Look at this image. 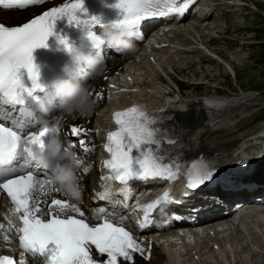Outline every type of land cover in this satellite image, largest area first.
<instances>
[{
	"label": "snow or ice",
	"instance_id": "obj_1",
	"mask_svg": "<svg viewBox=\"0 0 264 264\" xmlns=\"http://www.w3.org/2000/svg\"><path fill=\"white\" fill-rule=\"evenodd\" d=\"M193 2L183 0L178 5V0H118L113 6L122 10V18L104 25L100 17L82 19L77 16L78 11L84 10L83 0H69L23 26L9 27L0 23V118L4 116L2 105L25 106L27 97H34L37 90H42V85L38 83L39 68L33 62L32 53L36 48L47 47L46 41L53 34L56 19L66 16L70 24L85 26L87 36L95 40L99 36L94 30L97 25L102 29L113 25L138 30L141 22L151 17H168L172 14L182 16ZM42 3L44 0H0V5L9 8ZM58 41L70 50L67 38L58 37ZM100 49H97V55ZM21 69H26L27 78L31 81L30 87L22 80ZM20 111L30 115L26 108L22 107ZM113 118L118 127L107 134L104 147L110 158L104 160L103 165L108 175L101 179L120 182L126 201L130 198L128 182L132 179L146 181L159 178L174 181L182 174L185 166L176 159L159 154L162 139L169 143L174 140L166 131L162 132L155 126L158 118L149 116L136 106L116 111ZM25 126V122L18 123L17 131L0 124V192L6 193L11 204L10 214L5 217L7 227L0 223V230H3L4 241L18 237V246L23 250L19 260L10 255H0V264H26L24 254L43 258V264H127L133 261L135 253L144 256L146 250L143 242H139L126 229L123 217L116 219L114 213L101 208L92 216L93 220L99 222L91 223L85 212L68 200L52 198L50 203L44 201L46 207L42 206L41 195L47 196L60 190L51 186L50 176L40 179L32 170L40 166L31 164L29 154L34 146L43 144L50 129L39 127L36 131L24 132ZM58 131L59 128L55 127V135ZM83 131L79 127L70 129L71 135L76 137L81 136ZM79 146L85 152L91 150L84 139L79 140ZM16 161L22 163L17 166ZM73 161L77 165L81 163L75 157ZM217 172V165L203 158L193 162L187 167V188L195 190L206 182L214 181ZM101 187L104 191L97 194L98 198H108L109 188L105 184ZM169 199L170 194L165 192L156 201L144 205V216L138 227L146 228L150 213L162 200ZM124 206L128 207V204ZM8 233H14V236L10 237ZM94 252L104 259L98 260Z\"/></svg>",
	"mask_w": 264,
	"mask_h": 264
},
{
	"label": "bare ground",
	"instance_id": "obj_2",
	"mask_svg": "<svg viewBox=\"0 0 264 264\" xmlns=\"http://www.w3.org/2000/svg\"><path fill=\"white\" fill-rule=\"evenodd\" d=\"M210 1L211 0H200V2L197 4V8L195 10L199 16L191 21V25H190L191 28H194V25H197L198 28L200 27L207 28V29L210 28L211 31H213L212 28L214 29L216 28L214 24L210 22L212 18L211 12L215 8L217 7L219 8L221 4L217 3L213 7V6H210ZM42 8H44V6L40 8H36V9L31 8V9L23 10V11L16 12V13H12L11 11L3 12L2 10H0V21L6 24H16L30 17L32 15V11H38ZM174 26L175 25L173 26L167 25L166 27H162L161 30H167V32L172 34L173 39H171V41L178 45L167 46V47L160 46L161 48L160 47H157V48L149 47L151 50L147 52V56H157L159 52L160 54H166L167 52L171 51L170 54L172 56V59L176 61L175 58H181V55L183 52L190 51L189 50L190 48L184 49V47L182 46L184 44L179 43V41L175 40L174 37H177V38L189 37L190 39H193L192 36L188 35L187 32H185L186 34L183 33L179 35L173 33L172 31H170V29H174ZM178 30L180 29L178 28ZM167 32L160 33L159 31L155 33V35L152 37V40L155 38L153 40L154 42H156L157 40L161 42L164 41L167 38L165 36V34H168ZM192 32H194L193 29H192ZM136 50L137 49H135L134 52H136ZM243 58H244L243 55L232 57L231 62H229L230 65L227 64L226 61L225 62L228 66L232 67L235 73L236 71L235 61H240ZM155 62L158 63V61H155ZM174 66H177V65H173L172 67H170L171 70H175L178 68V67L175 68ZM126 74L133 77V75L129 71H127ZM100 75L102 74L98 75V78L96 80L97 82L93 83L92 87L90 88L93 93L90 95V98L92 100V107L90 111L87 113V115L81 116L77 113L72 116L66 115L64 119L57 120L59 121L57 124L61 128L64 138L66 137L64 133L69 131L67 129L68 124H77L78 126L83 127V129L90 127V119H91L90 117L91 116L89 117V115L90 113H92L91 111H94L96 110L97 107H100L99 105L104 100L103 97L106 95L104 83L100 80ZM119 82L122 84L126 83V81L124 80L123 74L121 75L120 79L117 80V83ZM143 89H144L143 87L139 86L137 88V92L134 93V95L139 96L140 92H143L142 91ZM95 92H98V94H101L102 97L98 99V94L95 95ZM212 96L216 97V95H212ZM250 96L253 97V95H250ZM208 97L205 98V100L207 101V103H209L210 106L213 107L210 109L211 111L209 109H205L206 111H204L202 104H200L199 102L193 99L190 100L187 104H185V106L188 107L186 111H181L180 110L181 107L179 105H176L172 109L169 110V113L171 114L170 119L168 122L161 124L160 128L170 131L171 137L173 138L174 142L166 143L162 145L163 154H165L166 156L170 158L176 159V160L193 158V157L198 156L199 154L206 155L207 157L212 158V159L221 158L223 160H231L234 158L233 152L229 153V155H231L230 157H227V156L225 157L226 155L225 151L228 149H232L233 147H237L238 145H241L243 143L247 144V142L250 141L248 136H250L251 138H255V135H254L255 131H257L258 129L261 128V126L264 125V120L256 123L255 125H252V123L256 120L257 116L247 111L251 110L253 103H255L253 102L254 100H252L250 106H247V104H244L242 106L241 104H239V101H234L232 103L228 102L227 105L226 104L223 105V101L222 99H220V96H217L218 98L215 99L214 102H212L213 100L212 98H208ZM94 100L96 101V103H93ZM245 101L250 104L251 100H245ZM216 105L223 106L222 108L220 107L222 110H217ZM242 108H244L245 110L240 111L239 109H242ZM90 134L92 135V132H90V129H88L87 134L84 136L86 139L85 143L87 147L91 149L90 151L85 152L84 150L79 148V144L77 143L74 144V147L72 146V150L74 151L73 154H75V158L81 161L79 165H77L76 163L73 164L74 165L73 171L76 177L75 183L80 191L79 198H69L62 191L56 192L53 194L54 196L59 197L61 199L69 198L72 203L77 204V206L80 207V209L85 212L86 216L90 215L91 211L94 209V207L97 204L96 203L97 197H96V194L93 192L94 190L93 187L99 186L100 184V181L98 178L99 176L96 175L97 168L94 163V154H95V149L93 145L94 141L91 140L92 138L90 137ZM251 146H253V144L248 143L247 147H251ZM85 168L88 169L87 172L84 171ZM259 170H255L253 174L254 178H256V176L258 175ZM7 208L8 206L6 202L3 201V199L0 200V210H1L0 220L5 225V227H7V220L5 219V217H7L10 214ZM107 208L109 209L108 206ZM249 208L250 207H247V208H244L243 210L248 211ZM250 211H253V210H250ZM112 212L117 213L115 209H113ZM250 214H251L250 212H246L243 215V217L248 218ZM255 215H254L255 216L254 225H262L260 222L263 219L262 217H264V212L255 211ZM259 216L261 217L257 218ZM119 217L121 218L124 216L120 214ZM238 219H240V221L244 222L245 224L243 227L244 229L243 228L242 229L244 231L247 230L248 225H246L245 220H243V218H238ZM256 219L257 220L259 219L261 221L257 223ZM225 224H226V221L224 222V220L220 221V223L216 222L215 225L218 230H214L213 229L214 226H209V227L207 226L208 228L205 227L204 229H201L199 227L197 229H199L198 231L200 234H195L197 239L203 238L205 240L212 241V243L216 245V252L221 253L219 254L221 255L220 256L221 258L223 257L222 254L225 255V247L224 245L221 246V243H220V242H223L221 241V236L226 235L227 233L229 234V230H230V228H227L228 226H225ZM131 227L132 226H130V229H131L130 231L133 233V235L137 238L139 242H143V246L145 247V250L148 252L147 261H144L140 257L135 256L134 264H161L162 253L158 251L156 247L152 245V243L149 246V243H150L149 236L152 237L153 235H150V234L141 235L135 229H133V227L132 228ZM205 229L206 231L207 230L208 231L206 232ZM220 232L221 234H219ZM8 234L10 237L14 236V233H8ZM170 235H171V232H170ZM172 235H173L172 237L176 239L178 238L177 237L178 235L176 234H172ZM185 235L187 238H190L192 241L195 240L194 239L195 236L192 234V231L186 232ZM2 237H3V230H0V255L3 254V255L14 256L12 244L14 243L15 239H11L10 241H4ZM156 238H158V236H156ZM163 240L165 241V238H163ZM206 246L209 247V245H206ZM230 248H227V249H230ZM198 250H196L195 253L201 256L202 254ZM241 250L243 251V248ZM208 251L212 253V249H209ZM250 253H251L250 255L251 257L250 259H247L245 261V264H257L258 261L254 263V258H255L254 254L255 255H258V254L252 251H250ZM167 255L168 256H166L167 257L166 264H174L171 257L169 261L170 255L169 254ZM239 255L236 254L237 256L236 260L238 262H239V258H241L239 257ZM33 262L35 264H38V262L34 260H31L30 263H33Z\"/></svg>",
	"mask_w": 264,
	"mask_h": 264
},
{
	"label": "rangeland",
	"instance_id": "obj_3",
	"mask_svg": "<svg viewBox=\"0 0 264 264\" xmlns=\"http://www.w3.org/2000/svg\"><path fill=\"white\" fill-rule=\"evenodd\" d=\"M242 1H244L249 6H251L249 3V1H251L254 4H256L258 7H256V10H254L246 6L244 7L239 6V5L237 6V4H234L231 6H229L228 4H223L221 6L224 9V11L222 12V9L220 10L215 9L212 12V18L210 17L211 18L210 22L212 23L215 22L213 23L214 26L216 27L215 29L220 30L219 32L221 33L220 37L222 41L218 42L219 45H217L216 48L219 49L220 52L224 53L225 56L226 55L230 56V57L227 56L229 60L226 57V59L228 60L227 64L231 62L232 57H237L240 55L244 56L242 60L235 61V67H236L235 79L226 75V71L224 70L223 66H220V65L216 66L215 63L213 62L212 63L202 62V65H200L199 67L195 66L194 60H196V55H197L196 53H189V52L182 53L181 57L183 58V60H180L179 62H176V63L183 64V62L190 59L194 63L191 70L193 72L194 71L199 72L198 76L201 75L208 79H211V77L213 76L211 81L208 83L216 84L217 86L220 87V89H218L217 91H212L208 88H205V86H202L203 87L202 91L203 90L205 92L207 91L206 93H211V92L227 93L226 88H228V90L230 89L235 90L237 89V85L240 86L238 87L240 90H246V92H253L255 94V96H253L254 98L250 96L252 95V93H246L247 95L246 94L244 95L246 97L245 100H251L249 105H251L252 100H254L253 102H255L253 103L251 110L247 112H251L253 113V115L255 114V116H259V118H264V108H259V106L264 103V0H249V1L242 0ZM222 19H225V28L223 27ZM191 20H194V18ZM193 30H194L193 35H191L192 38H195L194 35L201 33V31L198 29H193ZM212 30H214V28H212ZM204 34H210V33L209 31H207V33H204ZM225 44H229V47H225L224 46ZM240 47L242 50L239 49ZM175 59L179 60L180 58H175ZM167 62L168 61L165 60V64ZM189 62L190 61H188L187 63ZM191 65L192 64H189V65L187 64L188 67L189 66L191 67ZM208 65L209 66L212 65L210 67L211 71ZM174 67L175 68L178 67L177 69H179V66H174ZM144 68H146L147 70L151 68V65L148 63V61L144 59L139 61L137 64L133 65V69L136 70L137 72L143 70ZM185 72H187L188 74L192 73L189 70ZM186 94H188V96L186 97H189L191 99L196 98L195 95H197L195 91L194 92L188 91L186 92ZM139 98L141 99L143 98L145 103H154L156 101L154 96H152L149 92H146L145 94L141 93L139 95ZM208 98H212L213 99L212 102H214V100L217 99L218 97L210 96ZM228 98H231V99H228ZM220 99H222L223 105L224 104L227 105L228 102L232 103L234 101H238L236 94L233 97L231 96L222 97L221 96ZM245 100H243V102H245ZM239 110L242 111V109H239ZM94 120H98V118H94ZM263 120L264 119H261L258 121L255 120L252 123V125H255L256 123L263 121ZM235 149L236 147L226 150L225 157L226 156L230 157L231 155H229V153L233 152V150ZM260 217L261 216L257 218H260ZM256 221L257 223H259L261 220L256 219ZM219 234H221V232ZM241 242H243V240ZM210 253L211 252H209L208 256H210ZM168 254L170 255L169 256V261H170L171 253H168ZM250 255H251L250 251L243 248V251L239 255V257L241 258H239L238 264L239 263L245 264V261L247 259H250L251 257ZM256 256L258 255L254 254V257H255L254 263L258 261L259 264H264V257L262 258L261 255H260L261 257L260 256L256 257ZM235 257L237 259L236 254H235Z\"/></svg>",
	"mask_w": 264,
	"mask_h": 264
},
{
	"label": "clouds",
	"instance_id": "obj_4",
	"mask_svg": "<svg viewBox=\"0 0 264 264\" xmlns=\"http://www.w3.org/2000/svg\"><path fill=\"white\" fill-rule=\"evenodd\" d=\"M87 36V34H86ZM133 30L109 25L103 28L95 40L87 38L91 41L95 49L102 47H111L120 52V54H128L135 51V46L131 43ZM70 50L65 48V51L70 56V63H66L62 71L69 77L68 79L57 78L51 82V89L55 97L60 101L59 113L69 116L79 114L87 115L92 107L88 89L80 83L74 82L77 70L81 67L87 68L90 74L98 75L104 69L103 59L96 55L86 54L80 47L71 44ZM42 110L46 111V106L42 100L39 101ZM59 121H57L58 123ZM41 127L50 129L49 135L45 137L42 145H36L32 148L29 154V160L33 166L39 165L47 167V158L49 156L59 159H67V164H57L53 169L51 181L52 187L62 191L69 198H79L80 191L76 186L75 174L73 171L72 154L66 150L62 151V143L58 136L55 135V124H50L49 121L41 122Z\"/></svg>",
	"mask_w": 264,
	"mask_h": 264
}]
</instances>
